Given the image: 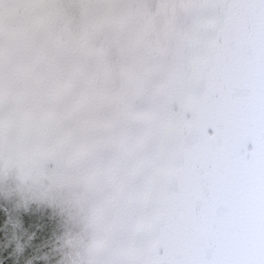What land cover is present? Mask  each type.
<instances>
[{
	"label": "rangeland",
	"instance_id": "1",
	"mask_svg": "<svg viewBox=\"0 0 264 264\" xmlns=\"http://www.w3.org/2000/svg\"><path fill=\"white\" fill-rule=\"evenodd\" d=\"M244 4L264 13V0H0V264L225 263L176 178L191 147L173 135L201 95L196 117L227 122L216 75L246 48L237 22L227 51L208 42L207 18L232 25ZM251 222L248 264H264Z\"/></svg>",
	"mask_w": 264,
	"mask_h": 264
},
{
	"label": "trees",
	"instance_id": "2",
	"mask_svg": "<svg viewBox=\"0 0 264 264\" xmlns=\"http://www.w3.org/2000/svg\"><path fill=\"white\" fill-rule=\"evenodd\" d=\"M242 6L240 11L244 10L245 14L239 13L232 25L222 22L220 13L214 14L212 19L207 18V23L214 24L208 42L213 45L219 42L227 51L231 42L228 40L232 38L229 32L234 30L232 28L237 22L240 37L236 46L246 48L245 55L240 57V67L230 75L219 68L216 75L220 82L215 96L221 100V104L216 107L217 115H221L220 110L224 108L227 122L222 120L221 123L213 117L203 122L201 115L196 117L197 112L203 109V103L199 102H203L205 97L201 95L202 99L194 98L191 106L186 107V137L179 139L176 134L173 135L176 147L179 143H190L191 147L185 155L175 153L176 178L186 184L191 214L195 218L202 215V219H198V231L212 237L209 254L215 259L222 258L224 264H248L249 258L245 251L250 230L247 229L248 217L252 221V240H255V234L261 235L264 230V49L262 45L251 41L253 35L246 31V28L250 29V23L259 29L264 23V13L262 10L258 14V9L253 7L251 19H247L249 5ZM221 31L227 37L222 35L220 39L213 36ZM260 32L264 37V28ZM257 36L259 39L260 36ZM224 40L228 44H223ZM211 55L212 61L217 62L215 54ZM199 84L190 83L193 89ZM219 137H223L220 143ZM226 211L231 213V217L226 216ZM232 211L236 213L235 216ZM2 232L0 227V237ZM39 238L42 250L46 253L48 249L43 246L48 239ZM210 260L213 262L212 258ZM37 261L34 264L40 262ZM19 264L24 263L22 261Z\"/></svg>",
	"mask_w": 264,
	"mask_h": 264
}]
</instances>
